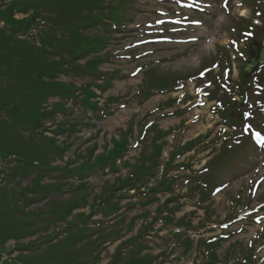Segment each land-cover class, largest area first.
Listing matches in <instances>:
<instances>
[{
    "label": "rangeland",
    "instance_id": "obj_1",
    "mask_svg": "<svg viewBox=\"0 0 264 264\" xmlns=\"http://www.w3.org/2000/svg\"><path fill=\"white\" fill-rule=\"evenodd\" d=\"M176 1L181 4H178L179 10L174 5ZM101 8L105 13L103 23L87 31L92 36L99 33L105 42L98 52L99 55L103 54L101 61L96 62L101 73L82 68L80 73L72 71L62 74L60 80L78 86L93 83L91 88L98 93V97L92 100L100 101L103 114L109 108L112 112L103 117L99 110L89 109L86 117L82 102L76 100L75 103L70 99L66 101L70 108L65 112L57 111L53 119L57 124L65 123L67 128L73 121L90 123V126L78 123L75 133L65 130L57 134L59 140L67 137L72 142L65 151L64 161L80 151L86 152L95 142L98 143L96 154H100L104 151L102 146L105 142H109V147L114 146V141L110 140L124 139L122 132L126 130L128 144L124 141V147L115 150L119 151L121 160L114 163V169H109L107 164L104 169L95 167L86 171L81 178H78L79 175L68 177L71 185L63 186L61 191L53 190L46 200L26 207V210L36 211L30 216L37 223L30 226L34 228L48 224L50 217H53V213L43 214L41 210L49 207L51 200L64 202L86 195L85 201L82 200L83 207L68 219L71 220L76 212L88 213L90 205H95L96 211L83 222V226L92 228H61L58 234L46 241L37 239L43 231L21 240L10 239L0 248V264H26L28 257L24 255L29 254L30 250H21L16 243L29 240H35L32 246L34 254L46 247L49 252L53 245L52 260L62 262L65 258H71L65 264H91L99 258L96 264H211L212 253L219 260H228V264H233L248 253H253L254 260L264 256V249L258 251L259 245L264 246V147L258 148L255 144L257 132L264 136V85L258 86L262 90L259 97L253 92L250 94L255 84L253 82L258 80L249 79L247 98L241 99L237 94L238 101L234 99L235 89L239 85V70L248 57L247 47L253 40L264 38V0H105ZM162 9H169L170 17L180 18L185 26L164 23L167 24L164 27L166 30H160L154 19L159 17L158 11ZM39 12L43 15L48 13L44 9ZM30 13L14 11L10 16L23 20ZM2 19L1 27L7 23ZM29 35L28 30L25 38ZM162 37L168 40L161 41ZM208 38H215V43L206 46ZM85 61L79 59L82 64ZM228 62L231 71L227 69ZM260 74L264 81V69ZM107 78L111 83L102 91L95 83L103 84ZM158 81L157 86L152 85ZM164 81L168 84L163 85ZM210 86L212 88H207ZM202 89L207 92L206 95L200 93ZM81 90L80 87L77 93L83 95ZM139 93H142L141 98ZM172 98L174 102L171 104ZM56 100L59 97L51 98V103ZM195 103L201 107H193ZM237 107L241 115H251L244 116V119L236 114L233 115L235 120L224 118ZM51 123L52 119L46 121L47 126L52 127ZM156 130L165 134L152 138ZM47 132L53 134L51 130ZM187 140V146L191 148L182 154L179 148L186 147ZM220 141L219 148L214 146ZM161 145L156 155L159 160L155 159L159 161L156 168L152 165L150 153L157 152ZM208 148L211 150L208 151ZM217 157L225 159L228 166L215 167L213 177L211 174L208 176L211 170L207 168L211 169L209 164L217 161ZM205 159L209 160L202 165ZM190 163L192 168L197 166L194 168L196 171H189ZM2 165L0 160V167ZM201 167L203 169L198 171ZM185 171L188 172L186 177H178L184 179L175 177ZM140 174L147 176L142 179ZM162 174H166V177L162 178ZM116 178L117 183L112 185ZM213 178L217 188L221 189L222 183L227 185L219 192L220 197H216V200L211 198V206L206 204L210 201H201L197 191L190 193L189 202L185 197L181 198L185 202L180 200L178 182L193 184L194 179L213 184ZM29 179L24 178L23 184ZM50 179L57 180L47 176L44 181ZM143 180L144 186L140 184ZM82 181L86 182L85 186H80ZM165 181H170L169 185ZM129 182H133L136 191L131 190V197L115 196L113 202L110 197L106 202L102 201V195L110 189L116 191ZM201 194L207 195L204 191ZM144 197L150 201L157 198L158 201L145 206L142 204ZM98 199H101L99 203ZM116 200H119L120 207L114 204ZM162 201L167 202L170 215L175 218L173 221L167 220L169 223L165 222L163 227V210L155 209ZM112 208L117 213L112 214ZM104 209L108 210L106 216L103 215ZM136 215L137 219L130 226L129 221ZM181 215L187 226L182 221L175 223ZM237 215L242 220L234 223L231 226L234 229L217 240L221 241L218 245L198 246L196 249L193 246L185 250L186 243L181 241V236L188 234L194 240L206 242L207 235L223 233L208 230V223L221 224ZM58 223L62 225L60 221ZM53 229L51 225L50 230ZM68 229L65 240L52 244ZM230 245L236 246L228 250ZM19 255L20 261L17 260ZM89 256H93V259L88 260ZM254 262L264 264V257Z\"/></svg>",
    "mask_w": 264,
    "mask_h": 264
},
{
    "label": "trees",
    "instance_id": "obj_2",
    "mask_svg": "<svg viewBox=\"0 0 264 264\" xmlns=\"http://www.w3.org/2000/svg\"><path fill=\"white\" fill-rule=\"evenodd\" d=\"M104 1L0 0V19L7 21L3 27L0 26V160L3 163L0 167V248L10 239L21 240L41 231L46 233L52 224L57 226L59 221H67L73 211L81 207V200L85 201L86 195L64 202L51 200L49 207L41 210L43 214L53 213V217H50L48 224L34 228L30 226L37 223L30 216L36 211L26 210V207L46 200L53 190L61 191L63 186L71 185L67 178L72 175H79L81 178L83 173L95 167L104 168L108 163L114 166V160L119 156V151L115 150L117 147L123 148V142H127L126 134L124 139L113 138L114 146L108 148L109 143L105 142L102 146L104 151L100 154L95 153L98 148V143L95 142L86 152L80 151L78 155L64 161L65 151L72 142L67 137L59 141L57 134L65 130L74 132L81 121L69 123V128L65 127V123L61 125L56 121H52V127L46 124L48 119L56 116V110L66 111L69 108L63 99L79 97L76 84L57 78L62 73L79 70L74 68L80 66L77 59L86 57L103 46L104 41L100 40L99 33L92 36L87 35L84 30L103 23L105 13L101 7ZM42 9L48 13H40ZM14 11L31 13L23 20H16L10 16ZM39 17L48 22V26L40 33L42 47L35 46L30 38L17 37L18 32L27 33L32 26H37ZM114 20L118 21V18ZM52 54L59 58L52 57ZM99 56L96 54L87 61L86 66L91 71L99 72L96 66ZM241 90H245L244 85ZM81 92L84 105L97 110L98 101H91L96 92L88 86H83ZM50 96H60L62 99L48 109L45 103ZM82 124L89 125L84 122ZM48 130L53 134H48ZM157 131L154 138L165 134L164 131ZM160 150L161 146L153 154L157 155ZM58 160L61 163L54 164ZM153 163L156 165L157 161L153 160ZM52 172L57 173L55 177L58 181L44 182V178L51 176ZM26 177L30 179L23 184L22 180ZM85 183L82 181L80 186H85ZM78 216L89 218L90 215L78 213L77 218ZM43 233L37 239L49 238V235ZM53 234L55 231L50 235ZM34 241L16 243L19 249L26 248L32 254L24 255L28 257L26 264L70 262L71 258H65L62 262L52 260L53 246L49 252L45 248L34 254ZM20 255L17 259L19 261ZM34 258L37 260L34 261Z\"/></svg>",
    "mask_w": 264,
    "mask_h": 264
},
{
    "label": "snow or ice",
    "instance_id": "obj_3",
    "mask_svg": "<svg viewBox=\"0 0 264 264\" xmlns=\"http://www.w3.org/2000/svg\"><path fill=\"white\" fill-rule=\"evenodd\" d=\"M158 23H163V21H158ZM196 23H199V22L196 21ZM244 115L247 117V116H250L251 113H245ZM248 127H251V125H248ZM255 135H256V138H257V140L259 141L260 145H261L262 147H264V137H261V135H260L259 132H257Z\"/></svg>",
    "mask_w": 264,
    "mask_h": 264
},
{
    "label": "bare ground",
    "instance_id": "obj_4",
    "mask_svg": "<svg viewBox=\"0 0 264 264\" xmlns=\"http://www.w3.org/2000/svg\"><path fill=\"white\" fill-rule=\"evenodd\" d=\"M242 14H243V12H242ZM207 41L208 42H207L206 46L213 45V43H215V38H208ZM238 264H240V263H238Z\"/></svg>",
    "mask_w": 264,
    "mask_h": 264
},
{
    "label": "water",
    "instance_id": "obj_5",
    "mask_svg": "<svg viewBox=\"0 0 264 264\" xmlns=\"http://www.w3.org/2000/svg\"><path fill=\"white\" fill-rule=\"evenodd\" d=\"M262 56L264 57V51H263V53H262Z\"/></svg>",
    "mask_w": 264,
    "mask_h": 264
}]
</instances>
